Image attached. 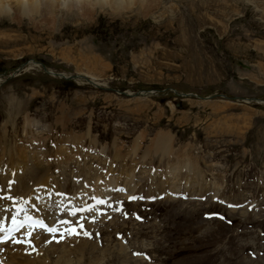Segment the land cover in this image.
I'll return each instance as SVG.
<instances>
[{"label":"rangeland","instance_id":"obj_1","mask_svg":"<svg viewBox=\"0 0 264 264\" xmlns=\"http://www.w3.org/2000/svg\"><path fill=\"white\" fill-rule=\"evenodd\" d=\"M154 1L0 15V195L37 163L51 219L84 210L5 264H264V0Z\"/></svg>","mask_w":264,"mask_h":264},{"label":"bare ground","instance_id":"obj_2","mask_svg":"<svg viewBox=\"0 0 264 264\" xmlns=\"http://www.w3.org/2000/svg\"><path fill=\"white\" fill-rule=\"evenodd\" d=\"M12 3L14 6H12ZM12 3H9L8 1H5V0H0V15L8 16V14L11 13L13 14V16L15 15L16 17H20V15L32 17V16H42L44 14H49V13L52 14V13H56L57 11L59 12L63 10H65L67 13L72 12V11H76L78 13H82L84 11L94 13L96 11H103V10L106 11L107 10L114 14L119 15L123 12L130 11L131 9H133L134 6H136L137 10H140L139 12H146L149 6L153 7V5H155L154 0H15L14 2L12 1ZM163 136L164 135L158 134V137L155 139V141L158 142V144H160L158 148L161 149L163 153H167L169 152V149H170L168 147L169 142L165 140ZM33 144L37 145L38 148L40 147V142L38 141H35V143ZM37 156H38V153L34 154V157H37ZM65 156H66V159H65L66 164L74 160L72 159L73 156L71 154H66ZM116 157L119 158L118 155H116L115 158ZM38 160L39 159H37L36 162ZM115 161H118L119 163H122V164L124 163V160L120 161L117 158L115 159ZM39 166L40 167H37V163L33 164L32 169H34L35 171L34 172L32 171V173L36 175H32L30 173L28 176V179H24L23 181H21L20 191H14V193H20V198L19 199L14 198L13 195L9 193L8 194L9 200L6 202L9 204L7 207V210L2 209L0 206V209H1L0 210V220L3 219V222L4 221L7 222V223L4 222L5 224L3 225V227H5L6 229H2V231H0V238L6 235L9 231L15 228L18 229L15 236H11L7 240H5L4 243H0V264H5L9 255H13L15 252H16L15 255H19L20 249H28L30 248V246H32V243H35L37 241L38 243L44 244V245L52 243L53 247L58 248L59 242L67 240L69 238L70 231L75 229L74 224H73L75 222L72 223V221H66L65 224L62 225L50 219L49 211L45 210V208H48L47 203L50 200L48 199V197L47 199L43 201V203L45 204L44 206H42V209L38 208L39 209L38 214L34 218L27 212L26 200H28V198L25 195L26 192L30 190L28 194L31 193L33 190V187L35 186L38 187L39 194L45 193L48 190L47 183L49 182L48 180L49 177L47 178L46 176L47 174H45V171H46L45 167L42 166V164H40ZM180 167L190 168V164L180 165ZM42 168L45 170L43 175L41 174L43 171ZM178 168H179L178 165H176V167L173 170V174L178 173L180 171L181 168L180 169ZM190 169H188L189 174H192V172L190 171H193V169L192 168ZM20 173L22 174V172ZM14 189H18V188H14ZM105 189L108 190L109 187L107 186ZM91 190L93 189L91 188ZM107 190L105 192H107ZM133 190L134 189H132L130 192H132ZM94 191L95 189L93 190V192ZM105 192L100 191L97 193L98 194L100 193L101 195H105L104 194ZM36 199H38V196L35 198L33 197V201ZM17 200H20V203H19L20 208L15 209L13 205H14V201L16 202ZM19 209L21 211L20 213L18 212ZM48 209L50 210V208ZM30 220H36V221L44 223L46 225V230H42V229H39L33 226L32 227L28 226L27 223ZM8 227H13V228L7 230ZM48 229H55L56 231L50 232L48 231Z\"/></svg>","mask_w":264,"mask_h":264},{"label":"snow or ice","instance_id":"obj_3","mask_svg":"<svg viewBox=\"0 0 264 264\" xmlns=\"http://www.w3.org/2000/svg\"><path fill=\"white\" fill-rule=\"evenodd\" d=\"M73 215L75 214V213H72ZM0 231H2V229H0ZM48 231H50V232H55L56 230L55 229H48ZM73 234H75V233H73ZM5 241L3 240V239H0V243H4ZM17 242H19V241H17Z\"/></svg>","mask_w":264,"mask_h":264},{"label":"water","instance_id":"obj_4","mask_svg":"<svg viewBox=\"0 0 264 264\" xmlns=\"http://www.w3.org/2000/svg\"><path fill=\"white\" fill-rule=\"evenodd\" d=\"M134 95H136V96H140V95H142V93H140V92H136Z\"/></svg>","mask_w":264,"mask_h":264}]
</instances>
